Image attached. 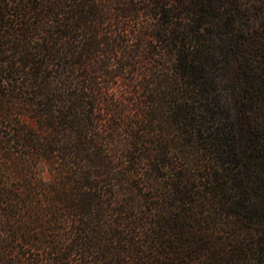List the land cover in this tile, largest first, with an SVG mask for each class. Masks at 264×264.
Instances as JSON below:
<instances>
[{
	"label": "trees",
	"instance_id": "16d2710c",
	"mask_svg": "<svg viewBox=\"0 0 264 264\" xmlns=\"http://www.w3.org/2000/svg\"><path fill=\"white\" fill-rule=\"evenodd\" d=\"M0 264H264V0H0Z\"/></svg>",
	"mask_w": 264,
	"mask_h": 264
}]
</instances>
